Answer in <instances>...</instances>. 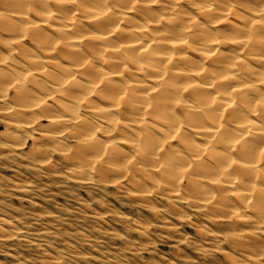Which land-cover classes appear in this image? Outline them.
I'll list each match as a JSON object with an SVG mask.
<instances>
[{
  "label": "bare ground",
  "instance_id": "obj_1",
  "mask_svg": "<svg viewBox=\"0 0 264 264\" xmlns=\"http://www.w3.org/2000/svg\"><path fill=\"white\" fill-rule=\"evenodd\" d=\"M0 34L8 148L37 129L38 164L170 196L264 255V0H0Z\"/></svg>",
  "mask_w": 264,
  "mask_h": 264
},
{
  "label": "rangeland",
  "instance_id": "obj_2",
  "mask_svg": "<svg viewBox=\"0 0 264 264\" xmlns=\"http://www.w3.org/2000/svg\"><path fill=\"white\" fill-rule=\"evenodd\" d=\"M4 113L0 110V236L18 231L0 238V264H264V255L256 261L222 239L232 230L170 196L154 192L140 200L124 183L78 182L57 151L49 152L48 164H38L30 152L44 147L37 129L21 138L19 150L8 148L5 135L14 129ZM263 234L253 233L264 254Z\"/></svg>",
  "mask_w": 264,
  "mask_h": 264
}]
</instances>
